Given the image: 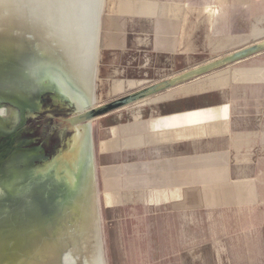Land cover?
I'll list each match as a JSON object with an SVG mask.
<instances>
[{"label":"water","instance_id":"obj_1","mask_svg":"<svg viewBox=\"0 0 264 264\" xmlns=\"http://www.w3.org/2000/svg\"><path fill=\"white\" fill-rule=\"evenodd\" d=\"M102 0H0V264H107L90 121L264 50L93 104Z\"/></svg>","mask_w":264,"mask_h":264},{"label":"rangeland","instance_id":"obj_2","mask_svg":"<svg viewBox=\"0 0 264 264\" xmlns=\"http://www.w3.org/2000/svg\"><path fill=\"white\" fill-rule=\"evenodd\" d=\"M177 1L187 3L192 10H201L203 5H212L215 2V0ZM126 5V1L123 0H103V7L101 6L102 60L98 69L99 77L96 69L95 105L140 89L157 80L182 73L194 65H202L236 48L249 45L255 40L264 39L262 29L264 15L253 18L254 11L250 4L234 3V1L226 3L224 9H226L227 29L231 33L244 34L212 39L209 48L204 38L205 24L202 21L198 23V20L204 17L197 18L192 14L193 33L190 38L193 45L189 50H184L179 44L181 25L179 21L162 18H154L151 21L140 16L128 18L114 11L122 10ZM260 12H264L263 6ZM254 28L259 34L252 39L250 32ZM260 53L234 64L221 66L215 71L187 80L156 96L142 99L109 114L94 117L90 121L107 264H253V261L249 260V255L253 253L251 230L252 227L256 229L257 223L259 225L264 223V176L263 179L255 182L254 189L244 184L245 186L241 185L240 188H224L220 192L215 190H208L205 194L193 192L191 200L177 202L175 205L143 203L140 202L139 191L121 192L120 189H104V175L101 173L103 164L115 162L117 164L105 167H117V171L111 172L114 175L125 174L133 166L124 162L137 159V152L103 154L98 151V141L106 138L107 133L104 130L100 134L98 129L110 118L117 124L123 125L127 121L131 125L130 122L135 120L134 116H131L134 111L141 110L143 106L173 91L204 90L213 85L228 84L235 71L245 72L256 64L264 63V53ZM143 54L151 59L148 63L144 62ZM128 57L134 59L133 62L128 63ZM114 67H124V74L137 80H109L113 77L111 70ZM234 92L237 94L236 107L241 113L244 110L245 114L250 116V129L247 131L251 133H247L249 136L247 139L244 138V133L237 134L238 139L234 146L236 149L231 156L254 158L255 172H264V162L257 163L260 161L258 159L264 157L262 135L264 85L248 87L245 90L237 86ZM209 93L217 94L222 100H227L231 91L224 89ZM125 110L127 116L123 121L118 114ZM108 135H113L111 128ZM143 155L151 157L153 154L145 149ZM245 172H250V168ZM203 174L198 171L191 173L194 177ZM249 185L251 186V183ZM120 196L123 198V203L134 198L136 201L121 204ZM255 248L254 256L264 255L262 243L257 244Z\"/></svg>","mask_w":264,"mask_h":264},{"label":"crops","instance_id":"obj_3","mask_svg":"<svg viewBox=\"0 0 264 264\" xmlns=\"http://www.w3.org/2000/svg\"><path fill=\"white\" fill-rule=\"evenodd\" d=\"M123 1H126L127 5L122 10H114L118 15L128 18L140 16L151 21L154 18L179 21L181 23L179 44L184 50L191 49L193 45L190 38L193 33L192 14L197 18L204 17L199 19L198 23L202 21L205 24L204 38L208 48L212 39L244 34L231 33L227 29L226 9H224L227 2L250 4L254 11L253 18L264 15V12L259 13L260 8L264 7V0H215L212 5H203L201 10H192L187 3L177 0ZM101 29L102 25L99 41ZM262 29L264 35V28ZM261 40L264 39L258 41ZM101 49L100 41L96 54L97 73L102 60ZM143 55L144 62L148 63L151 59ZM133 60L131 57L127 59L128 63ZM124 70V67H114L111 70L113 77L109 80H137L124 74ZM262 85H264V63L250 67L245 71V75L242 74L240 77L235 76L234 73L229 83L225 85H213L204 90L190 89L188 92L179 89L164 95L161 99L143 106L141 110L134 111L131 116H134L135 120L130 122L131 125L127 121L120 125L113 119H108L98 129L100 134L104 130L107 133L106 138L98 141V151L103 154L137 152V159L124 162L133 166L125 174L114 175L111 172L117 171V167H105L117 164L115 162L103 164L101 173L104 175V189H120L121 192L139 191L140 202L170 205L191 200L193 192L201 194H205L208 190L220 192L224 188H240L244 184L254 189L255 182L263 179L264 172H255L254 158L231 156L236 149L234 146L238 139L237 134L244 133V138L247 139L249 137L247 133H251L247 131L250 129V116L245 114L244 110L241 113L236 107L237 94L234 91L237 86L245 90L248 87L255 88ZM224 89L231 91L227 100H222L217 94L209 93ZM197 94L201 95L196 96ZM118 115L124 121L127 111ZM110 128L113 135L109 136ZM145 149L150 150L153 155L151 157L143 155ZM258 160L260 161L257 163H262L264 157ZM249 168L250 172H245ZM192 171L204 174L194 177L191 175ZM120 198L121 204L136 201L134 196L133 200L124 203L123 198L121 196ZM256 226V229L252 227L251 230L253 253L249 255V260L253 261V264H264V255L254 256L256 245L260 243L264 245V223L260 225L257 223Z\"/></svg>","mask_w":264,"mask_h":264},{"label":"bare ground","instance_id":"obj_4","mask_svg":"<svg viewBox=\"0 0 264 264\" xmlns=\"http://www.w3.org/2000/svg\"><path fill=\"white\" fill-rule=\"evenodd\" d=\"M120 5V4H119ZM102 7H103V0H102ZM102 13V12H101ZM99 25H100V21H99ZM100 27H101V25H100ZM100 27H99V33H100ZM259 33H258V31H256L255 30V28L250 32V36L252 37V39L254 38V37H257V35H258ZM259 39V38H258ZM98 46H99V34H98ZM262 41V40H261ZM255 42H259V41H256L255 40ZM255 42H253V43H255ZM251 44V43H250ZM246 46H248V45H246ZM98 48V47H97ZM241 48V47H240ZM238 49V48H237ZM264 51V50H263ZM258 53H260V52H258ZM257 54V53H256ZM254 55V54H253ZM252 55H250V57H251ZM247 58H249V57H247ZM247 58H244V59H247ZM244 59H240V60H244ZM240 60H238V61H240ZM97 61V60H96ZM235 62H237V61H234V63ZM234 63H231V64H234ZM227 65H230V64H227ZM198 66V65H197ZM225 66V65H224ZM194 67H196V66H194ZM193 68V67H192ZM219 69V68H218ZM217 70V69H216ZM213 71H215V70H213ZM210 72H212V71H210ZM208 73V72H207ZM204 74H206V73H204ZM242 74H244L245 75V72H243V71H235V76H241ZM96 75H97V73H96V67H95V80H96ZM201 76H203V75H201ZM198 77H200V76H198ZM170 78V77H169ZM195 78H197V77H195ZM192 79H194V78H192ZM95 80H94V85H95ZM191 80V79H190ZM187 82V81H186ZM181 84V83H180ZM96 87V86H95ZM93 88H94V86H93ZM95 88H94V95H93V104L95 105Z\"/></svg>","mask_w":264,"mask_h":264}]
</instances>
